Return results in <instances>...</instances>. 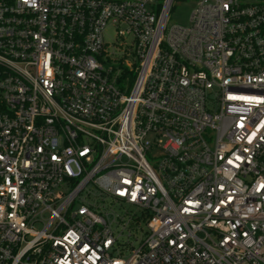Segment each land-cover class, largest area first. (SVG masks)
<instances>
[{
  "label": "built area",
  "instance_id": "1",
  "mask_svg": "<svg viewBox=\"0 0 264 264\" xmlns=\"http://www.w3.org/2000/svg\"><path fill=\"white\" fill-rule=\"evenodd\" d=\"M177 1L0 0V264H264V0Z\"/></svg>",
  "mask_w": 264,
  "mask_h": 264
},
{
  "label": "rangeland",
  "instance_id": "2",
  "mask_svg": "<svg viewBox=\"0 0 264 264\" xmlns=\"http://www.w3.org/2000/svg\"><path fill=\"white\" fill-rule=\"evenodd\" d=\"M196 7L195 0H179L177 1L174 10L170 16V22L181 26H189L190 18L193 10ZM116 32L110 28L108 30L107 40L111 41L115 38Z\"/></svg>",
  "mask_w": 264,
  "mask_h": 264
}]
</instances>
